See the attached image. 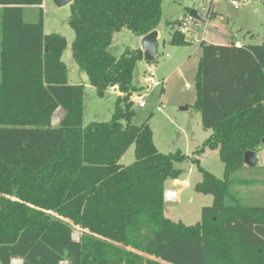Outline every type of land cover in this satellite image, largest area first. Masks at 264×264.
I'll return each mask as SVG.
<instances>
[{
  "label": "trees",
  "instance_id": "16d2710c",
  "mask_svg": "<svg viewBox=\"0 0 264 264\" xmlns=\"http://www.w3.org/2000/svg\"><path fill=\"white\" fill-rule=\"evenodd\" d=\"M43 2L0 0V264H264V206L244 205L230 189L245 153L264 147V41H201L196 105L212 131L192 155L163 153L149 123L132 121L143 52L109 50L121 30H156L163 0L70 4L75 62L99 96L112 86L121 93L109 121L88 124L85 86L68 82L66 38L45 33ZM31 6L38 19L28 22ZM168 23L172 44L191 43L182 20ZM132 145L135 161L121 164ZM207 149L218 151L223 178L200 165ZM188 159L202 172L195 190L213 196L192 225L165 215V182Z\"/></svg>",
  "mask_w": 264,
  "mask_h": 264
},
{
  "label": "rangeland",
  "instance_id": "374dc122",
  "mask_svg": "<svg viewBox=\"0 0 264 264\" xmlns=\"http://www.w3.org/2000/svg\"><path fill=\"white\" fill-rule=\"evenodd\" d=\"M231 1L215 0L214 5L207 0L162 2V18L156 29L159 33L157 53L152 61L145 58L137 61L133 83L142 88L132 94L131 100L132 109L135 111L133 123L136 125L149 123L153 130L154 142L163 153L181 150L192 155L212 131L203 127L201 112L196 105L198 99L196 82L202 56L201 41H220L219 43L225 45H254L264 41V1L237 0L240 2L239 7H235ZM42 7L45 33H60L66 38L67 44L62 59L67 65L69 82L82 84L88 76L79 69L72 53L75 32L69 23L71 6H58L54 0H44ZM189 10L197 11L206 18V21L193 18L188 22ZM37 13V8H26L25 20L36 21ZM175 19L182 20V26L187 29L185 34L191 43L180 46L170 42L175 28L168 22ZM127 48L140 49L144 54L141 37L124 29L114 34L109 50L120 57ZM151 68L156 71L153 79L162 80V83H150ZM120 94L116 86L109 87L102 97L95 89L85 87L84 123L109 121ZM141 101L145 103L144 107H140ZM158 106H161L163 111H158ZM63 113V109L59 108L54 114V120L59 122ZM134 151L135 146L132 145L124 153L120 163L123 165L133 163ZM200 159L202 167L223 178L224 163L217 150L207 149L200 155ZM178 166L183 172L176 179H168L165 188L180 189L184 187V182H189L190 185L183 189L176 200L166 199L165 196V215L192 225L201 219L202 208L213 203V196L195 190L196 183L202 180V172L197 164L188 159ZM230 189L242 204L264 206V149L258 151L255 166L243 167L232 175ZM78 235L76 232L75 236Z\"/></svg>",
  "mask_w": 264,
  "mask_h": 264
},
{
  "label": "water",
  "instance_id": "95a60500",
  "mask_svg": "<svg viewBox=\"0 0 264 264\" xmlns=\"http://www.w3.org/2000/svg\"><path fill=\"white\" fill-rule=\"evenodd\" d=\"M54 1L58 6L70 5L73 2V0H54ZM260 1H264V0H260ZM190 16H192L198 21H202V22L206 21V18L195 10L190 11ZM158 37H159L158 30H154L142 38V49L144 51V58L147 61H152L156 56L157 47H158ZM262 143L264 145V138L262 140ZM244 161L245 164L248 166H255L257 164V152L247 151L244 155Z\"/></svg>",
  "mask_w": 264,
  "mask_h": 264
},
{
  "label": "built area",
  "instance_id": "2783aa9c",
  "mask_svg": "<svg viewBox=\"0 0 264 264\" xmlns=\"http://www.w3.org/2000/svg\"><path fill=\"white\" fill-rule=\"evenodd\" d=\"M207 1H209L212 5H214V3H215V0H207ZM231 3H232L235 7H239V5H240V2L237 1V0H232ZM192 20H193V17L189 15V17H188V22H191ZM181 30H182L184 33L187 32V29H186L185 27H183V26L181 27ZM150 73H151V75H152V78H151V80H150V83H153V82H154V84H160V83H162V80L155 81V80L153 79V76L156 74V71H155L154 68H151V69H150ZM147 92H148V91H147ZM139 105H140V107H144V106H145V103H144L143 101H141V102L139 103ZM157 110H158V111H163V108H162L161 106H158V107H157ZM57 123H59V122H56V121L54 120V117H53V124L56 125ZM170 192H174V193L172 194V196H169V192H165V196H166L167 198H169V199L176 200V199L178 198V194H177V192H175V191H170ZM22 263H23L22 259H15V258L12 259V264H22ZM60 264H69V263H68V261H61Z\"/></svg>",
  "mask_w": 264,
  "mask_h": 264
},
{
  "label": "crops",
  "instance_id": "0c3cea01",
  "mask_svg": "<svg viewBox=\"0 0 264 264\" xmlns=\"http://www.w3.org/2000/svg\"><path fill=\"white\" fill-rule=\"evenodd\" d=\"M31 7L38 8L37 6H31ZM142 38H143V37H141V39H142ZM219 42H220V41H214V42H211V41H210V43L221 44V43H219ZM78 67H79V66H78ZM79 69H80V68H79ZM68 82H69V77H68ZM87 82H88V79L85 80V81H83V83H82V84H84V86L86 87V89H92V88H93V89L96 90L95 87H93L92 85L87 84ZM69 83H71V82H69ZM71 84H77V83H71ZM262 149H264V148H262ZM257 154H258V152H257ZM165 183H166V182H165ZM183 184H184V187H183V188H180V189H175V188H165V189H166V192L175 191V192H177V194H178V198H179L181 192L183 191V189H184V188H187V187L190 185L189 182H184ZM166 199H169V198L166 197Z\"/></svg>",
  "mask_w": 264,
  "mask_h": 264
},
{
  "label": "bare ground",
  "instance_id": "6f19581e",
  "mask_svg": "<svg viewBox=\"0 0 264 264\" xmlns=\"http://www.w3.org/2000/svg\"><path fill=\"white\" fill-rule=\"evenodd\" d=\"M173 193H174V192H169V196H172Z\"/></svg>",
  "mask_w": 264,
  "mask_h": 264
}]
</instances>
